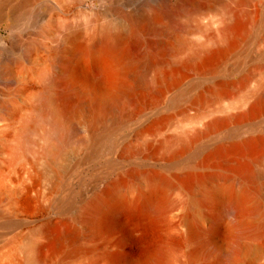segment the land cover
<instances>
[{
  "label": "rangeland",
  "instance_id": "1",
  "mask_svg": "<svg viewBox=\"0 0 264 264\" xmlns=\"http://www.w3.org/2000/svg\"><path fill=\"white\" fill-rule=\"evenodd\" d=\"M145 1L0 0V264H24L30 240L40 247L45 264L59 261L61 264H109L104 258L108 255L116 256L118 264H189L193 251L205 253L198 264H225L228 255L240 253L248 239L253 248L241 254L240 264L248 257L264 264L261 218L257 217L247 227L246 235L230 233L226 226L233 223L236 213L230 211L233 208L229 203L217 200L219 207L214 208L202 202L200 214H194L189 201L194 197L201 202L203 196L198 189H185L179 181L187 164L203 172L218 169L228 159L226 156L211 157L204 162L193 159L192 155L203 145H212L235 128L239 129L240 138L263 132L264 111L246 121L229 122L205 132L186 149L174 156L168 155L177 146L179 135L191 133L188 121L195 114L210 112L244 96L264 79L263 0H250L251 13L244 32L223 58L197 70L190 69L175 86L159 96L140 97L137 109L128 104L123 109V123L101 140H89V114L82 107L69 116L82 144L68 147L51 163L31 153L15 161L11 159L16 134L25 117L34 111V96L44 91V75L55 76L70 59L68 53L58 48L61 38L78 31L81 40L88 41L96 33L113 31L126 18L135 16ZM161 1L170 5L177 3V0ZM225 2L227 0H181L173 11L169 27L184 32L189 41L204 49L212 42L220 44L219 24L213 20V15ZM209 7L211 10H206ZM160 29L144 37L151 43L162 42L160 48L155 47V53L162 50L166 40ZM135 48L142 50L140 46ZM236 59L241 60V67L232 73L231 84L222 91H211L198 102L182 98L177 106L170 104L178 92L198 82L199 77L204 83H216L220 72ZM152 72L148 73V78ZM241 73L245 76L244 82ZM114 78L117 84L128 87L138 81L129 69H117ZM98 85L96 69L86 64L81 78L72 83V89L89 94ZM159 115L162 119L156 120ZM108 126L109 122L103 128ZM195 127L202 129L200 124ZM165 138L168 144L158 147ZM35 139L38 148L42 142ZM170 165H176L175 169L168 168ZM134 171L147 174L162 171L169 180L170 184L161 190V197L154 206L148 207L138 199L145 184L135 178ZM228 177L234 191H238L239 178L230 171ZM117 180H122L126 186L124 204L109 217L99 233L88 236L78 214L93 196ZM262 181L258 182L264 184ZM258 182L248 183L245 188L251 210L260 211L264 210V191ZM69 193L75 201L74 210L62 213L56 202ZM227 211H230L229 217H222ZM187 217L191 220H186ZM47 221L52 232L63 227L76 228L79 238L54 245L48 233H39L38 227ZM191 226L195 237L189 236ZM256 230L259 238H250L248 235Z\"/></svg>",
  "mask_w": 264,
  "mask_h": 264
},
{
  "label": "bare ground",
  "instance_id": "2",
  "mask_svg": "<svg viewBox=\"0 0 264 264\" xmlns=\"http://www.w3.org/2000/svg\"><path fill=\"white\" fill-rule=\"evenodd\" d=\"M179 1L181 0L170 5L161 0H147L142 4L139 12L133 17L126 18L119 28L110 32L103 31L101 34L96 33L88 41L81 40L78 31L64 35L58 48L68 53L70 59L55 76L44 75V91L34 96V111L25 117L16 134L11 159L15 161L31 153L51 163L68 147L82 144L83 141L77 136V131L69 119L73 111L82 107L89 114L87 124L89 140L91 142L101 140L104 135L123 123L125 119L123 109L128 104H132L133 108L137 109L140 97L159 96L175 86L190 69L197 70L208 62L223 58L244 32L251 13L250 0H227L225 4L223 3L221 10L213 15V20L219 24L217 31L221 43L212 42L207 49H204L202 45L189 41L184 32L174 31L169 27V20L173 17V11ZM228 1L231 3L228 4ZM261 7L264 8V0ZM158 27L166 36V40L162 50L155 53V47L158 49L162 42L151 43L144 37ZM135 46H140L142 50L140 52L136 51V48L134 50ZM233 62L220 72L216 83H204V79L199 77L198 82L178 92L170 104L177 106L182 98L198 102L211 91H222L224 87L231 84L232 73L241 67V60L236 59ZM86 64H91L96 69V77L100 84L89 94L72 89V83L81 78ZM117 69H129L138 81L133 87L117 84L114 78ZM150 71L153 72L148 78ZM241 77L244 82V74ZM261 111H264V79L254 90L244 96L235 98L226 105L213 108L210 112L195 114L188 121L192 127L191 133L179 135L177 146L171 149L168 155L174 156L186 149L205 132L229 122L246 121ZM207 117L209 119L205 120ZM160 119L162 116L156 117V120ZM107 122L109 126L103 128ZM198 124L202 126V129L195 127ZM239 134V129L235 128L212 145H203L192 155L193 159H199L200 162L207 161L211 157H228L218 169L200 172L194 164L196 168L187 164L179 181L185 189L189 191L198 189L203 196L201 202L194 197L190 199L189 207L194 214H200L202 202L214 208L219 207L218 201L227 202L233 208L230 211L236 213L233 223H229L230 225L227 223V230L230 233L246 235L247 227L252 225L257 217L261 218L264 224V210L261 209V212L251 210L252 205L245 188L248 183L264 180V131L247 138H240ZM35 137L42 142L38 148L35 147ZM167 144L168 140L165 138L158 147ZM174 167L176 165L168 166L170 169H175ZM228 171L233 172L241 181L238 191H234L231 186ZM134 174L136 179L145 184V189L139 192L138 199L148 207L154 206L161 197V190L170 184L169 180L162 171H151L149 174L144 171H134ZM260 183L258 182L259 185L262 184L261 190L264 191V184ZM125 192L124 182L117 180L85 203L82 213L78 216L88 236L95 235L104 228L109 217L124 204ZM56 205L60 212L71 213L74 210L75 201L69 193L59 198ZM230 211L225 212L222 217H229ZM187 219L191 220L190 217ZM40 226L39 233H48L54 245L71 243L79 238V233L74 227H63L52 232L48 221ZM259 235L260 233L256 230L248 236L257 239ZM189 236H196L192 226ZM252 248L248 239L242 244L240 253L231 252L228 255L225 264H240L241 254L251 252ZM202 255L205 253L193 251L189 255V264H198ZM104 258L109 264H118L116 256L108 255ZM23 261L24 264H45L40 255V247L32 240L28 242ZM61 263L62 261L52 264ZM243 263L258 264L251 257L245 259Z\"/></svg>",
  "mask_w": 264,
  "mask_h": 264
}]
</instances>
